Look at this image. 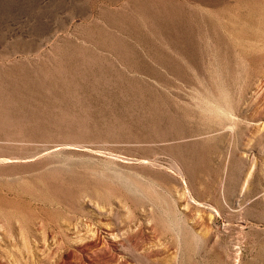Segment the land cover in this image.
I'll return each mask as SVG.
<instances>
[{
  "label": "rangeland",
  "instance_id": "1",
  "mask_svg": "<svg viewBox=\"0 0 264 264\" xmlns=\"http://www.w3.org/2000/svg\"><path fill=\"white\" fill-rule=\"evenodd\" d=\"M0 264H264V0H0Z\"/></svg>",
  "mask_w": 264,
  "mask_h": 264
},
{
  "label": "bare ground",
  "instance_id": "2",
  "mask_svg": "<svg viewBox=\"0 0 264 264\" xmlns=\"http://www.w3.org/2000/svg\"><path fill=\"white\" fill-rule=\"evenodd\" d=\"M113 251H114V250H113ZM111 253H112V252H111ZM111 255H112V257H113V258H115V257H116V255H114V254H111Z\"/></svg>",
  "mask_w": 264,
  "mask_h": 264
}]
</instances>
